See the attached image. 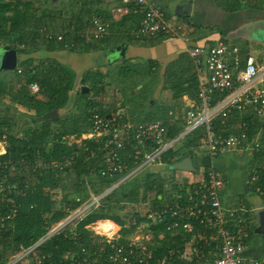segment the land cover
<instances>
[{
    "label": "built area",
    "instance_id": "2783aa9c",
    "mask_svg": "<svg viewBox=\"0 0 264 264\" xmlns=\"http://www.w3.org/2000/svg\"><path fill=\"white\" fill-rule=\"evenodd\" d=\"M129 3L130 0H124ZM141 11L138 24L130 29L129 35L134 38L163 35L169 38H177L183 41L187 47V53L191 57L198 74L199 85L195 98L183 96L184 105L176 115L168 111L167 119L156 118L148 121L124 120L117 116L108 117L102 115L96 108L90 110L87 117L88 131L80 136L78 146L82 144L87 157L95 158L100 155V167L98 175L102 179H114L112 187L104 189L96 194L92 190L88 198L76 209L72 210L65 218L50 230L46 238L59 233L68 225L81 221L85 215L100 205L103 198L115 190L121 182L150 164L163 163V154L172 149L173 145L184 140L187 136H193L199 131V146L206 145L207 156L215 158L224 153L233 152L246 154L252 164L249 169V184L256 185L259 179L258 170H264V154L262 149V135L257 132L250 135L247 130L237 133L221 134L215 131L214 121L221 118L224 123L234 111L240 113L242 126L247 125L245 118H256L264 125V62L256 61L252 55H247L244 65L240 62V51L237 45L223 40H217L215 44L200 45L192 42V36L185 29L182 22L167 17L164 9L148 0H136ZM41 36L46 41L64 43L67 49H74L76 41H66L65 34L55 33L47 28L40 29ZM109 34L108 25L99 16H93L90 21V31H78L76 36L101 40ZM20 72V69H17ZM29 88L33 93L39 92L36 82L30 83ZM224 95V96H222ZM216 97H219L214 101ZM176 122L182 125L181 131L175 135H169V124ZM0 139V145L5 153L7 143ZM86 139L89 143H83ZM5 143L3 146L1 143ZM73 139L66 144L72 147ZM76 143V142H75ZM194 147H190L193 150ZM76 162L74 155L62 154L56 159L45 161L42 165L33 164L32 171L51 169L57 173L71 168ZM133 166L129 169L128 163ZM21 160L0 162V201L4 208L3 220L13 219L19 209L17 197L25 193L29 188V178L8 184V176L5 170L11 167L14 170L20 165ZM184 175H175V184L183 183L184 195H174V204L165 201L158 207L150 208L145 213L146 220L151 223H159L168 217L171 222L167 229L179 231L186 237L183 255L176 250H169L158 258L155 264H176L191 253L202 256L203 250L214 252L207 264H264V254L259 257L247 258L244 255L246 239L249 235L251 222L248 219V209L244 205L224 204L221 192L226 187L228 180L223 171H218L210 164L203 171L196 173L184 172ZM56 189L55 193H60ZM255 195L264 203V189L257 185ZM80 201V197H74ZM136 205L139 203H131ZM2 206H0L1 208ZM264 208V205H263ZM88 228V225L86 226ZM95 235L102 236L107 242H112L119 237V225L115 220L102 218L93 222L89 227ZM138 236V237H137ZM147 239L149 237H146ZM139 235L132 236L128 245H117L110 259L114 264H124L131 255H135L137 264H152L151 252L146 245L138 242ZM38 243L28 249L37 246ZM187 245V250H186ZM138 250V254H136ZM176 255V256H175ZM180 256V257H179ZM119 260V261H117Z\"/></svg>",
    "mask_w": 264,
    "mask_h": 264
},
{
    "label": "trees",
    "instance_id": "16d2710c",
    "mask_svg": "<svg viewBox=\"0 0 264 264\" xmlns=\"http://www.w3.org/2000/svg\"><path fill=\"white\" fill-rule=\"evenodd\" d=\"M73 2L78 5V10L73 11L71 7L70 11L72 12V15H69L70 19L67 20L66 24L61 23V25H59L56 22L57 20L52 19V17H57L54 16L53 8L49 11L48 7H46L47 11L43 10L39 13V7L35 6L31 1L0 0V47L8 44L14 48L18 54V63L14 69V75L11 78H8L7 81L0 79V96L9 95L16 104L23 105L24 107H27L28 110H33V115H30L33 123H36L38 117L46 111L53 108L64 109L68 107L71 99L70 92L73 90L77 76L71 68L54 58L48 56H38V58H35L36 56L34 57L32 55L33 52L44 46V44H39V37H42L40 33L42 27L40 26L44 25L48 30H51V28L48 27L47 24L57 26L61 31L57 33L65 34L67 40L71 35L70 32L81 28L88 29L90 20L93 16L104 17L101 8H91L92 0H73ZM101 2H103V0H100V3ZM49 3L53 4L52 0H49ZM74 3H71V5H74ZM128 6L129 12L122 17L119 23H117L120 28H125V25L128 23L131 18V13L134 10L131 4ZM224 7L230 12L246 8L264 10V0H225ZM141 16L142 14L137 17L133 26L127 28L128 33H130L132 27L138 24ZM178 18L181 19L185 26L186 24H192L189 21L188 15H181L178 16ZM45 42L47 50L66 49L62 42L46 40ZM83 42L84 41L77 40V47L70 51L82 52L91 49L94 50L98 47L91 42L87 43V45H83ZM191 63L193 64L192 60ZM193 67L195 66L193 65ZM17 69H20V72H18ZM98 74L100 77L104 75L101 72L96 73L94 70H87L83 73L80 81L83 85L89 84V90H101L104 84L103 81H100L97 77ZM32 82L39 84L41 97H38L36 95L37 93H31L28 89L27 86ZM179 85L180 88L174 92L175 97H183L184 95H187L190 98H195L199 85L196 69H194V75L191 82H180ZM87 95L88 93H81L79 90L77 99L72 102L73 106L76 105L74 107H81V111L77 114L66 116L64 118L59 116L54 122L41 121L40 129L38 131L31 129V131H29L28 129V132H26V138H20L12 133V125L7 120H0V139L5 135L3 140L7 143L5 153L0 154V162L11 160H21L22 162L20 165H17L14 170H11V167H8L5 170V173H7L8 176L7 183L14 184L26 178L30 179L29 188L25 190L23 195L17 197L19 209L13 219H2L4 208L1 204L0 264H7L17 253L35 245L40 238L47 234L51 222H57L65 218L72 210L76 209L88 198L87 193H83L85 185L83 177H89L94 172L98 175V169L101 164L100 155H97L95 158H89L84 151L82 154H79V152L73 150L71 146H68L63 142V138L67 135H78L80 137L83 133L88 131L89 125L87 117L90 114V107L92 105L89 104ZM218 98L219 97H216L214 101ZM79 104L82 105L80 106ZM100 113L104 115L109 112L102 110ZM149 113L150 110H146L145 115H148ZM245 119L247 120V125L242 126V118H240V113L236 111L225 118L224 123H222L221 118H216L214 121L215 131L224 135L237 133L244 129L247 130L250 135L259 132L262 135L263 143L260 154H264L263 123L252 117ZM148 120L152 119L146 117L141 121ZM52 123L67 128L60 131V133H54L51 130ZM181 129V124L172 122L169 124V135L175 136L181 131ZM50 137L53 138V142L51 148L47 149L45 142ZM82 142L89 143L86 139L82 140ZM195 145H199V131L193 136H188L183 140L181 146L182 150L180 149L176 151L169 149L166 151L163 154V163L172 167L175 161L186 156L193 158V152L190 147ZM62 154H72L76 158L75 164L70 169H66L65 173L71 171L67 180L72 175L79 176L80 184H77L74 188L77 187L76 193H82L80 194V201L68 199L67 196H65L64 199L63 197L60 198V195H57V197L52 195L54 188H62L67 193L69 192L67 190L68 181L66 180V182L62 183L61 179L57 177L59 174L56 171L51 169L40 170V168L32 171V165L37 164L38 161H50L60 157ZM132 166L133 163L129 162V169L132 168ZM1 171L2 169H0V174ZM258 175L259 179L257 180L256 185L247 184L250 192H254L257 185L262 186L264 189V170L259 169ZM36 180L38 181L37 184ZM111 180L112 179L101 178V187L94 190L95 193L97 194V191L103 188V184L108 183ZM164 180L165 178L160 177L159 175L148 173L143 183L146 192L144 191L142 196L138 195V191L140 190L139 187H141L140 184L137 188L134 186L128 190L122 191V198H127L132 202L140 203L142 206L147 204V194L154 193L153 197L149 198V206L145 209L140 208L139 215H136V223L139 222V220L144 219L143 217H145V213L150 208L158 207L162 204L160 196H164V192L167 190ZM166 182L171 185L173 182L171 176ZM173 187H177V189L179 188L178 190L180 193L184 195V189L180 188L177 184L173 185ZM241 196L245 197L246 195L242 192ZM108 197L109 195L106 196L105 200ZM63 200H65V202ZM165 201L174 204V201H169L167 199H165L164 202ZM63 202L65 203L64 206H60V203ZM57 203H59L58 206ZM244 203L246 207H249V202L245 198ZM109 211H111L110 208L108 209V213ZM47 214H51L49 219L46 217ZM97 214L98 215H88L75 227L73 226L69 229L66 228L59 233L50 236L44 242L31 249L25 255V259L23 258L24 261L22 260L15 264H114L110 259V255L115 251L114 247L117 245H128V236L131 234L130 232L133 231V228L120 229L119 237L112 242H107L102 236L95 235L86 227V224L90 219H95L99 216L107 217L108 215L105 214V212H102V209ZM170 222L171 218L168 217L153 226L150 225L154 234V241L145 245L147 251L151 252L150 260L152 264H155L158 258L162 257L164 253L169 252L171 249L182 250L186 237H183L179 231L167 229ZM134 226L135 225H133V227ZM160 232L163 234L162 238L158 236ZM252 234L253 231H249V235L245 241L246 245L250 243ZM138 252L139 251L136 250V254H138ZM175 262L176 264H190L178 260H175ZM124 264H137L135 255H131L129 260ZM167 264L172 263L168 262Z\"/></svg>",
    "mask_w": 264,
    "mask_h": 264
},
{
    "label": "rangeland",
    "instance_id": "374dc122",
    "mask_svg": "<svg viewBox=\"0 0 264 264\" xmlns=\"http://www.w3.org/2000/svg\"><path fill=\"white\" fill-rule=\"evenodd\" d=\"M33 2V4L37 7H39L38 12L41 11H47L46 7H48L49 11H51V8H53L54 16L52 17L53 20H57L56 22L61 25V23L67 22L68 19H70L69 15H72V12L70 11V8L72 7L73 11L78 10V5L73 2V0H52L53 4L49 3V0H27ZM111 2H119L120 0H110ZM71 3H74V5H71ZM101 3H108V2H101ZM99 3V4H101ZM98 4L95 0H92L91 8H100L97 6ZM92 9V10H93ZM60 12V13H59ZM173 18L176 19V21L181 22V19L176 18L175 15H173ZM50 24V23H49ZM55 24V21H54ZM48 27L51 28V30L56 32H61L60 29L57 26H51L48 25ZM40 27H45L40 26ZM260 35H264L262 32ZM45 40L43 37H39V44H44L45 46ZM253 44V43H252ZM256 45H251V52L253 55H258L260 52ZM45 48V47H43ZM175 55L173 56V59L169 60L167 63H156V69H152L153 65L149 64V61L143 62V61H136V62H130L126 61L121 68H123L122 72H119V69L117 66L120 62L116 61L111 65V69L107 72L103 69L106 67H101L99 70L103 73H107L106 75H102L100 78H102L103 81V88L101 90L94 89L89 90L87 95V100L90 105V110L94 107L98 109L99 111L105 110L106 112H114L116 113L119 111V109H124V114L122 115V118L127 120H143V118H150V119H156V118H167L168 117V111H173L176 115L180 112L181 108L184 105L183 97L180 96H174V92L180 88V82L182 83H188L191 82L193 75H194V67L191 63V60L188 58L187 54L184 51L178 52V55H176L177 51H174ZM36 56L35 58H37ZM6 63V61L0 60V67L3 66ZM108 64V66H110ZM155 65V64H154ZM107 66V67H108ZM92 70H94L92 68ZM14 75V70L11 71H5L0 69V79H4L5 81L8 80V78H11ZM81 82V81H79ZM79 83H76L75 89L73 92H71V100L67 108L60 109L59 114L62 115L61 117H66L70 115H75L79 111H81V107H73L71 106V103L77 99L79 95ZM89 85V84H88ZM39 86V84H38ZM28 87V86H27ZM40 88V87H39ZM29 89V88H28ZM31 92V90H30ZM41 91H39L36 95L39 96ZM32 93V92H31ZM81 102V101H80ZM151 103V106H150ZM80 106L82 104H79ZM146 110H150V113L148 115H145ZM113 113V115H114ZM30 115H33L30 110H28L27 107H24L23 105L16 104L15 101L9 96V95H1L0 96V120H7L12 126V133L16 134L20 138H26V132L31 130L38 131L41 127V121L37 120L36 123H33L31 121ZM5 128V127H3ZM67 128V127H66ZM64 126L60 127L57 124H51V130L54 133H60V131H63ZM31 129V130H30ZM188 137V136H187ZM185 137V138H187ZM184 138V139H185ZM73 139V142L81 143L80 137L78 135L67 136L63 138V142L67 143ZM78 140V141H77ZM2 142V141H1ZM53 142V138H48L45 142V146L47 149L51 148ZM3 146L5 143H1ZM183 144V140L177 141L173 147L172 150H180L181 146ZM192 152L193 155V162L196 167V173L203 171L205 166H209L210 159L207 157V147L206 145L201 146H193ZM4 147L0 145V152H3ZM182 150V149H181ZM79 154H82L84 149L82 144H80ZM197 152L199 154H197ZM221 158V159H218ZM213 160V164L215 167L222 168L224 173L227 175L228 183L226 187L221 192V199L224 204L228 205H235L238 206L240 204L241 200V194H242V184L248 182V175H249V169L251 161L247 157L246 154H237L233 152H228L222 154L220 157ZM40 165L44 163V161H38ZM70 169V168H69ZM174 168L170 167L166 163L161 164H150L143 167L140 171L135 173L134 175L128 177L123 182L119 184V186L113 190L109 197L105 200V198L102 199L100 205H98L95 208H91V210L85 215L87 217L88 215L95 214L100 212L102 209V212H105V214H108L107 217H97L95 219H90V221L86 224L89 227H91V224L93 222H96L99 219L102 218H110L116 221V223L119 225L120 229H127V228H133V231H131L130 235L128 236L129 239L132 238V236L139 235L138 242H142L144 244H148L150 242H153V231L150 227V225H155L156 223H151L150 221L144 219L139 220V222L136 223V215H139L140 208L145 209L150 204V197L152 198L154 193H148L147 194V204L142 206V204H136L135 206L132 205V201L127 199H124L121 197V193L124 190H128L132 187H139V184L141 185L140 190L138 191V195L142 196L145 191V187L143 186L145 177L148 173H153L155 175H159L160 177L165 178V186L166 191L164 192V197L169 201H175L176 198L174 195L177 193L180 194V191L173 187V185H176L174 182L168 183V179L173 174ZM59 172V177L62 181V183L66 182L67 178L70 175L69 171L68 173ZM57 174V175H58ZM90 177V178H89ZM89 177H85L84 183V190L83 193H87L89 196V192L92 190L94 193L97 188L101 187V177H99L95 172L90 175ZM172 180L174 177H171ZM101 181V182H100ZM116 182H118L117 178L112 179L110 182L103 184V188H101L98 192L101 190L103 191L106 188L112 187ZM38 181L36 180V184ZM80 183H78L79 185ZM77 184L74 185V187ZM73 187V188H74ZM82 187V186H81ZM90 188L89 192L88 189ZM55 188L52 191V195L57 197V195H60V198H64L67 196L68 199H74V197L78 196L80 197V194L76 193L77 187L69 191L68 193L64 191L62 188H60V193H55ZM101 191V192H102ZM82 192V191H81ZM100 192V193H101ZM146 192V191H145ZM246 195V198H250L251 195ZM138 196V197H139ZM257 196V195H255ZM59 199V198H58ZM257 199V198H256ZM65 202V200H63ZM261 201V200H260ZM60 203V206H64L65 203ZM138 202V201H137ZM134 203V202H133ZM136 203V202H135ZM263 204V202L261 201ZM111 204V205H108ZM59 203H57V206ZM1 206V201H0ZM101 208V209H99ZM110 208L111 211L108 213V209ZM97 212V213H96ZM51 214H47V219H49ZM84 217V218H85ZM83 218V219H84ZM82 219V220H83ZM81 220V221H82ZM61 221V220H60ZM51 222V225L48 229L47 234L50 232V230L55 227L58 222ZM75 223V225L70 224L66 228H72L78 225L79 222ZM251 224H253L255 227L258 225V212L254 211L253 217L250 219ZM133 225H135L133 227ZM65 228V229H66ZM255 230V229H254ZM253 230V234L249 243V246H251L254 250L260 252V250L264 247V235L257 233ZM120 233V231H119ZM46 235H44L42 238H40L36 244H41L44 242V238H46ZM161 232L158 234L160 236ZM138 237V236H137ZM146 237H149L148 239ZM26 250H22L21 252L17 253L14 257L11 258L9 263H17L20 261H24V257L27 254ZM24 258V259H23Z\"/></svg>",
    "mask_w": 264,
    "mask_h": 264
},
{
    "label": "crops",
    "instance_id": "0c3cea01",
    "mask_svg": "<svg viewBox=\"0 0 264 264\" xmlns=\"http://www.w3.org/2000/svg\"><path fill=\"white\" fill-rule=\"evenodd\" d=\"M135 1L136 0H130L129 3H126L124 2V0L119 1V2L118 1L111 2L110 0H105V2H108V3L99 4L100 0H96V2L98 3L96 5L99 6L103 10V13H104V17H103L104 19L102 17H100V19L103 22H105L109 27L108 36L101 40H91L89 38L76 36V33L78 31L89 32L90 31V25H89L88 29L81 28V29H77L76 31L70 32L71 35L66 40V41H69L70 39H74L76 41L75 48L77 47V40L84 41L82 43L83 45H87V43H90V42L94 43L96 44V46H98L94 50L91 49V50L82 51V52L70 51V49H67V48L47 50L45 46H42L39 50L33 52L32 55L34 57L35 56H48V57L58 60L60 63H63L64 65L71 68L77 75L75 85L76 83H79L80 85V86L78 85L79 88L81 87V85H83L79 81L85 71L92 70L93 68L94 71H96V73L97 72L100 73L101 71L99 70V68L106 67L103 69L107 72L108 70L111 69L110 64L116 61L120 62L117 68L119 69V72H122L123 68H121V66H123L125 62L129 60L130 62H136L139 60L143 62L149 61V64L153 65L152 69H156V63H159V62L167 63L169 60L173 59V56L175 55L174 51H177L176 55H178V52L184 51L187 54L188 58L192 60L191 57L187 53L188 46L180 39L169 38L163 35L147 36L144 38H134L129 35L127 28H129L130 26H133V24H135V20L141 14V11L138 5L135 4ZM148 1L162 7L165 13L167 14V17L170 19H174L176 21V19L173 18V15H175L176 18L178 16H181L175 13V9L183 0H148ZM224 1L225 0H191V4H190L188 11L183 15H188L189 21L192 23L191 25L186 24V27H185L186 28L185 30L189 32V34L192 36V42H196L200 45H204V44L209 45V44H215L217 40L221 39L228 43L237 45L239 47L240 62L242 66L244 65L245 58L247 55L254 56L257 62H260V63L264 62V35L257 36L255 34H252L253 36L251 37V34L245 33L244 31L247 25L251 24L252 22H256V21L264 22V10L246 8V9H241L238 11L230 12L225 9ZM129 4L132 5L134 10L131 13V18L129 19L128 23L125 25V28H120L118 27L117 23H119L122 17L125 16L129 12V6H128ZM53 32L57 33L56 31H53ZM262 33L264 34V30ZM231 35H234V38H231ZM99 41H102V42H99ZM122 43H124L125 45L124 58H120L118 56V51L115 49ZM251 45L258 46L257 48L260 52L258 55L255 56L252 54ZM108 64L110 66H108ZM101 73L104 75L107 74L103 72ZM97 77L98 78L100 77L99 74L97 75ZM100 81H102V78H100ZM75 85L73 87V90L75 89ZM84 85H87V84H84ZM28 88H29V85H28ZM73 90L71 92H73ZM71 92H70V97H71ZM38 97H41L40 94ZM71 106L73 107L72 103H71ZM150 106H151V103H150ZM30 111L31 113H34L33 110H30ZM57 111H58V118H59V116L61 117L62 115L59 114L60 109H57ZM124 111H125L124 109H119V111H117L116 113L109 112L105 115L110 114V116L108 117L117 116L121 119H124L122 118ZM46 121H50V120H46ZM132 121H138V120H132ZM52 124H55V123H52ZM67 136L73 137L74 135H67ZM76 145H77L76 150L79 151L80 147L78 146L77 143ZM197 154L199 153L197 152ZM207 157L210 159V163L214 166L213 160L217 159L220 156L215 157V158H210L209 156ZM218 159H221V158H218ZM215 168L218 171H223L222 168H218V167H215ZM173 171L174 172L171 175V177H174L175 175L177 176V174L182 176L185 174L184 172H191V171H183V170H176V169H174ZM85 180L87 179L83 177V181ZM248 181H249V178H248ZM248 183L249 182L247 183L244 182V184H248ZM244 184H242V191H243ZM178 186L184 189L183 183L178 184ZM247 195H251V197L249 199L246 198V196L241 197L239 205L245 206V203H244V198H245L249 202V207L247 208L251 210L250 213H248L247 215L248 219L250 220L253 217L254 211L258 212V218H259V211L264 210L263 208L264 203L263 204L261 203L262 201L261 198L255 196L254 192H250L248 190ZM165 199L166 198L164 196H160V200L162 201V203L164 202ZM250 225H251V228L249 231H253L254 229H257V227L259 226V222L256 227L253 224H250ZM260 234L264 235L263 233H260ZM159 237L162 238L163 234L161 233ZM185 244L186 243L184 242L181 251L179 249H171V250L178 251L176 253H179V255L181 256L183 255ZM186 250H187V245H186ZM263 254H264V247L260 250V252L254 250L251 246H249V244H247L245 247L244 255L247 258L259 257ZM213 255H214V252L208 253L207 250L204 249L202 256H196L195 253L193 252L189 254L187 257H182L181 262L190 263V264H207V262ZM10 264H13V263H10ZM245 264H250V263L247 261Z\"/></svg>",
    "mask_w": 264,
    "mask_h": 264
},
{
    "label": "water",
    "instance_id": "95a60500",
    "mask_svg": "<svg viewBox=\"0 0 264 264\" xmlns=\"http://www.w3.org/2000/svg\"><path fill=\"white\" fill-rule=\"evenodd\" d=\"M191 4V0H183L175 9V13L177 15H183L185 14ZM264 30V22H252L251 24H248L247 27L245 28V33L251 34V37L253 36L252 34L255 35H260L261 32ZM231 38H234V35H231ZM118 51V56L120 58H124L125 54V45L124 43L120 44L118 47L115 48ZM0 60L1 61H6V63L0 67L1 70L5 71H11L14 70L17 66L18 63V54L17 51L12 48L10 45L6 44L0 47ZM89 90V87L87 85H81L80 91L81 93H87ZM107 116H110L107 115ZM58 119V111L57 108H53L49 111H46L43 113L41 116L38 117V120L40 121H54ZM76 143L74 142L72 144V147L74 150H76ZM176 170H183V171H194L195 166L193 159L190 156H186L180 160H177L173 163L172 166ZM80 181V178L78 175H73L67 182V190L71 191L74 187L75 184H78ZM243 192L244 194L248 193V186L247 184L243 185ZM264 210L259 211V226L255 231L257 233H263L264 234Z\"/></svg>",
    "mask_w": 264,
    "mask_h": 264
},
{
    "label": "flooded vegetation",
    "instance_id": "af4514ba",
    "mask_svg": "<svg viewBox=\"0 0 264 264\" xmlns=\"http://www.w3.org/2000/svg\"><path fill=\"white\" fill-rule=\"evenodd\" d=\"M263 218H264V216H263ZM258 222H259V218H258Z\"/></svg>",
    "mask_w": 264,
    "mask_h": 264
}]
</instances>
